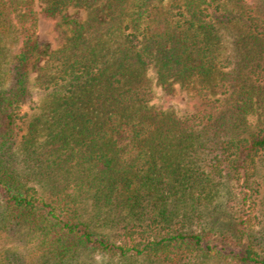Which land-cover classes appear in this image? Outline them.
Returning a JSON list of instances; mask_svg holds the SVG:
<instances>
[{
  "label": "trees",
  "instance_id": "trees-1",
  "mask_svg": "<svg viewBox=\"0 0 264 264\" xmlns=\"http://www.w3.org/2000/svg\"><path fill=\"white\" fill-rule=\"evenodd\" d=\"M263 189L264 0H0V264H264Z\"/></svg>",
  "mask_w": 264,
  "mask_h": 264
},
{
  "label": "rangeland",
  "instance_id": "rangeland-1",
  "mask_svg": "<svg viewBox=\"0 0 264 264\" xmlns=\"http://www.w3.org/2000/svg\"><path fill=\"white\" fill-rule=\"evenodd\" d=\"M66 17L70 19H76L78 21H84L87 17L88 13L84 9L80 8H69L66 11ZM38 32H37V38L40 45H48L50 46L49 50L52 51L53 49L57 48L59 45V38L60 30H56V21L50 20V19H43L41 18L38 24ZM225 49L227 48L229 51H231L228 47L231 46V43L228 44V42L225 45ZM153 92H154V100L151 102L157 106H161L165 110H175L179 111L185 108L186 105L191 103L192 96L189 94V92L184 90H179L174 96L172 97H166L162 94V92L159 90L158 87H155L154 84H152ZM33 99H34V109L30 111V115L33 116L35 113L40 114V107L42 106V103L45 102L43 95L37 90H33ZM32 118V117H31ZM30 121V119H29ZM28 121V122H29ZM32 121V119H31ZM229 187V184L225 183L224 186L219 187L218 195L215 196L214 200L211 201L210 204L206 205L204 207L205 212H207V215H209V212L212 214L219 215V222L217 221L214 225V231L220 232L222 229L225 233L230 232V228L228 227L230 225L229 221V215L227 212V209L223 207V203L225 202V197H227V189ZM264 194V189L262 190V196ZM263 203V204H262ZM257 217V222L253 224V227L248 231L247 234V240L249 244H251L254 248H256L258 251H260L262 254H264V197L261 199L260 206L258 207V210L254 214ZM95 215V212L93 211V208H91L90 204L87 205V209L84 213V216L82 219L84 221H89V219H93ZM99 220V222H98ZM102 216H97L96 220H90L93 224V232L94 233H105L108 235L113 234L115 231L114 228H110V225H104V222ZM206 221H209V219H206L203 223L206 227L211 228L209 225H207ZM89 261V260H88ZM87 262V264H101L98 258H94L92 262ZM91 261V260H90ZM81 264H84L83 262H80Z\"/></svg>",
  "mask_w": 264,
  "mask_h": 264
}]
</instances>
